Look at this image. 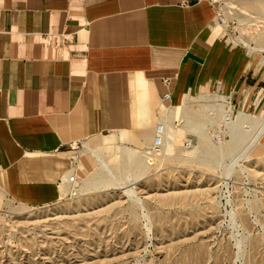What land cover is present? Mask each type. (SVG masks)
<instances>
[{
  "label": "crops",
  "instance_id": "0c3cea01",
  "mask_svg": "<svg viewBox=\"0 0 264 264\" xmlns=\"http://www.w3.org/2000/svg\"><path fill=\"white\" fill-rule=\"evenodd\" d=\"M216 16L206 0H0V193L39 208L104 184L200 96L264 113V53Z\"/></svg>",
  "mask_w": 264,
  "mask_h": 264
},
{
  "label": "rangeland",
  "instance_id": "374dc122",
  "mask_svg": "<svg viewBox=\"0 0 264 264\" xmlns=\"http://www.w3.org/2000/svg\"><path fill=\"white\" fill-rule=\"evenodd\" d=\"M217 2L234 31L264 51V0ZM211 104L222 100L200 96L172 111L158 152L132 151L139 164L109 160L95 188L88 178L39 208L0 193V264H264V148L258 141L242 158L245 142L210 161L192 157L198 135L189 124L214 146L230 140Z\"/></svg>",
  "mask_w": 264,
  "mask_h": 264
},
{
  "label": "bare ground",
  "instance_id": "6f19581e",
  "mask_svg": "<svg viewBox=\"0 0 264 264\" xmlns=\"http://www.w3.org/2000/svg\"><path fill=\"white\" fill-rule=\"evenodd\" d=\"M256 4V3H255ZM254 4V5H255ZM222 104H211L208 105V112L212 115H217L221 120V123L229 130L230 140L225 143V145L214 146L210 144L208 138L206 137L203 129L198 124H189V127L198 135V144L196 147H193L192 157H196V154L201 152L206 161H210L215 156L223 155L224 153L232 152L234 146L237 144H243L246 142L245 147L240 150V155L242 158H246L250 149L258 145V141L261 135L264 133V115L261 117L250 116L244 112H238L237 115L232 117V110L228 104H226L221 98ZM169 111V110H168ZM222 124V125H223ZM224 141H222L223 143ZM221 144V143H220ZM172 143L167 142V145L164 147V152L170 151ZM153 148L154 152H158ZM208 158V159H207ZM148 165V164H147ZM208 166L207 163H205ZM127 193V196L132 197ZM255 202V201H254ZM253 204V203H252ZM259 203L255 202L254 205ZM231 216V215H230Z\"/></svg>",
  "mask_w": 264,
  "mask_h": 264
},
{
  "label": "built area",
  "instance_id": "2783aa9c",
  "mask_svg": "<svg viewBox=\"0 0 264 264\" xmlns=\"http://www.w3.org/2000/svg\"><path fill=\"white\" fill-rule=\"evenodd\" d=\"M206 1L214 5L216 8L217 11L216 23L217 25L221 26V28L223 29L225 42H228V44H233V43L238 44L244 46L249 50H259L260 52L264 53L263 50H260L259 48L255 47V43L248 41L244 36H239L237 31H234V27L232 26L233 22L230 21L228 17L224 16V13L221 11L220 4L217 2V0H206ZM251 20L254 23L257 21V19L255 20L254 18H252ZM161 144H162L161 139L158 137V139L156 140V144L154 146L156 147L155 149L156 151H158L159 146ZM184 145L186 146V148H189L191 146L190 142L188 141H186ZM153 148L151 149V151H153ZM66 182H68L69 184H74V177L73 176L68 177Z\"/></svg>",
  "mask_w": 264,
  "mask_h": 264
}]
</instances>
